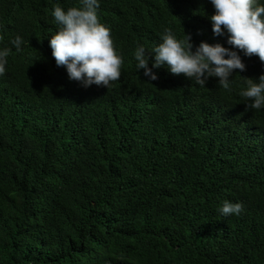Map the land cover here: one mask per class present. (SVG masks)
I'll return each instance as SVG.
<instances>
[{"label": "trees", "instance_id": "16d2710c", "mask_svg": "<svg viewBox=\"0 0 264 264\" xmlns=\"http://www.w3.org/2000/svg\"><path fill=\"white\" fill-rule=\"evenodd\" d=\"M264 3V0H261ZM79 0H0V264H264V109L166 67L137 72L165 28L221 43L209 0H100L121 78L84 88L57 67L52 10ZM17 35L24 44L10 42ZM193 48V50H194ZM151 60V58H150ZM30 65V66H29ZM151 67V62L149 63ZM224 200L242 202L223 217Z\"/></svg>", "mask_w": 264, "mask_h": 264}, {"label": "clouds", "instance_id": "9594fccd", "mask_svg": "<svg viewBox=\"0 0 264 264\" xmlns=\"http://www.w3.org/2000/svg\"><path fill=\"white\" fill-rule=\"evenodd\" d=\"M214 13L209 17L214 36H226V47L221 43L201 41L193 46L190 34L183 31L178 37L171 28H165L161 42L151 50L137 43L133 59L137 72L150 81L158 79L154 69L166 67L175 75L183 74L197 85L205 87L210 77L231 91L232 76L244 72V57L257 56L264 63V3L261 0H209ZM100 0H79L78 6L52 10L57 31L49 40L57 67L66 69L68 78L82 87L92 85L108 88L121 78L123 57L114 46L111 28L99 17ZM17 50L24 44L17 35L10 42ZM194 48V50H193ZM9 49H0V76L8 63ZM151 58V60H150ZM151 62V67L149 63ZM30 66V65H29ZM240 96L248 109H264V73L257 79L245 78ZM245 208L242 202L224 200L218 211L221 216H239Z\"/></svg>", "mask_w": 264, "mask_h": 264}]
</instances>
